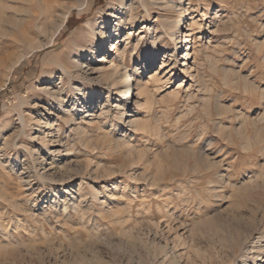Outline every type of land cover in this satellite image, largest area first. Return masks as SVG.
Returning a JSON list of instances; mask_svg holds the SVG:
<instances>
[{"label": "rangeland", "instance_id": "rangeland-1", "mask_svg": "<svg viewBox=\"0 0 264 264\" xmlns=\"http://www.w3.org/2000/svg\"><path fill=\"white\" fill-rule=\"evenodd\" d=\"M116 2L18 1L17 7L28 12L10 11L5 13L9 21L2 19L0 264H239L228 249L235 226L229 213L252 180L262 184L264 179V0H175L176 7L150 9L149 19L119 33V47L141 38L132 56L124 52V65L136 69L135 77L148 72L141 76L144 91L134 89L129 114L151 128L136 131L127 123L112 130L108 124H118L113 114V120L98 117L105 101L85 105L76 89L90 93L92 88L74 70L77 57L69 50L73 43L95 47L88 21L104 27L110 49L114 18L104 19L100 12L114 11ZM183 11L192 47L186 61L180 60L181 48L160 36L161 17L173 21ZM36 44L43 47L30 48ZM105 53L99 49L95 69L109 66L112 52ZM166 54L180 56L166 60ZM89 58L86 52L80 62ZM184 61L189 70L182 72ZM45 88L62 90L64 111L72 103L79 107L75 122L64 123ZM40 115L51 124L45 146L34 123ZM74 126L89 136L80 139ZM62 164L82 173L62 170ZM128 226L141 241L118 237ZM76 242L88 249L84 260L73 252ZM151 242L163 253L149 254Z\"/></svg>", "mask_w": 264, "mask_h": 264}, {"label": "bare ground", "instance_id": "bare-ground-1", "mask_svg": "<svg viewBox=\"0 0 264 264\" xmlns=\"http://www.w3.org/2000/svg\"><path fill=\"white\" fill-rule=\"evenodd\" d=\"M18 1H20L22 3L23 2H27V0H0V24L2 23V19L3 18L6 21H9L8 17L5 16L6 15L5 13H7V12L11 11V13L13 15H16L17 13L19 14V13H23V12H25V13L28 12V11H23V10H21V8L17 7ZM40 1H42V3L45 2V0H40ZM129 1H130L129 4L125 5L124 4V0H117V2L115 3V6L113 8L114 11L109 12L108 14H107L106 11H101L100 12L102 18H104V19L112 20L114 18V21H112V22L115 23V25L113 26V34L115 35V41H113L111 43L110 49H108V46H106V36H105L106 32L104 31V27L96 28V24L92 23L91 21L86 22V26L85 27L87 28V35L90 38V40L93 42L95 47L88 49L86 47H82L80 43H73L71 45V48L69 49L77 57L76 60L73 59L74 60L73 61L74 70L76 71V73H79V76H80L82 82H86L92 88L90 93L86 92L87 94L84 91H83L84 92L83 93L82 90H80V89H76L77 92H79V95L81 96L82 100L85 101V105H88L89 103L92 105L94 102H98V101H101V102L103 101L104 102L105 101L103 106H100L101 112H100V114H98V117H100V118L104 117L105 118V117L110 116V118H111V116L113 114L114 117L116 119H118V122H117L118 124L111 123L110 125L108 124V126L111 127V129L114 128V130H116V131L118 130V126L119 125H123L124 126L125 123H127L128 126L133 128L134 131H136V130H147V128H151V127H149L150 124L146 120L145 121H140L137 118H132V120H130V117H132V116H130V114H129L130 113V109H131L130 106L132 105V100L131 99H132V96L134 95V89L138 90L139 92L140 91L141 92L144 91L145 88H144V85L141 83L142 80H143V79L141 80V76L142 75L147 76L148 72L146 71V69H143L140 72L139 77H135L134 76V71L136 72V69L131 68V67L129 68V67H127V65L125 66L124 63L122 62V60L124 58V52H127V51L129 52L130 51L129 57L132 56L134 54V50L137 48L136 46L140 42L141 38L137 37V42L135 44L134 43L132 44L131 42H128V40L126 39V42H124L125 45L123 47H119L118 46L119 45V41H117L118 35H119L120 32L123 31V29L125 27H127V26L128 27L129 26L133 27L134 24H136V23L138 24L139 20H143L144 18H148L149 19V11H150V9L167 10V9H171V8H174V7L177 6V5H175L176 3H174L175 0H129ZM139 9H142V11H139ZM185 12L184 13H180L178 15V17L175 20H173V21L169 20L166 17H161V20H160L161 21L160 22L161 26L160 27L162 28L163 33L160 36H162V37L164 36L163 38L166 37L165 39L168 38V40L170 42L172 41L173 44L175 46H177L176 47L177 50L179 48H181L180 51H179L181 53V59L180 60H185L186 61L190 57V50L192 49V47L190 46V44H191L190 34H188V32L185 31L186 30L185 26H184L185 23H186L184 21V18H185V15H186ZM34 13H33L32 17H34V19H37L38 16H36ZM66 18H67V16H64L63 19L61 18L62 20L60 19L61 21H60L59 24L56 23V27L53 29L51 37H50V42H49L50 44L53 42L56 34L59 32V30L61 29V26L66 21ZM43 19H41V20H43ZM146 21H147V19H146ZM42 26H43L42 23H39L37 25V27L39 29L40 28L43 29ZM159 39H161V37ZM155 40H157V39H155ZM180 44H182V45L178 47V45H180ZM41 47H43V45H41V44H36L35 46H31L30 45L31 49L41 48ZM74 48H75V51H74ZM102 48H104L106 50L105 55H108L110 52H112L111 59L109 60V66H105L104 64H101L100 69H98V68L95 69V67L93 65V60L96 59V54L98 53L99 49H102ZM184 51H185V54H182ZM86 52L90 56L89 60H87L85 62H82V61L80 62L81 56L84 53H86ZM68 54H70V52ZM193 54H195V53L193 52ZM176 56H180V54L179 55L178 54L177 55L176 54H171V55L166 54L164 56V58H166V60L168 58H169V60H171V58H174ZM109 58H110V56L107 59H109ZM194 59H195V57H194ZM185 61L183 62V65H182V67H183L182 72L189 70V66H188V64L185 63ZM13 65H15V63L11 64L12 67H13ZM84 67L88 68V72L89 71H92V72L94 71V74H96V76L87 75L86 71L83 72V68ZM60 69H61V71L63 73L66 72V68L64 66H62ZM50 76L51 75L48 76V74H47V77H48L47 78V82L50 80ZM95 91L97 92V96L93 94ZM44 93L47 96H49V98L51 100L54 101V104H55L54 106L56 108V111L58 113H62L61 114L62 115L61 118H63V120L65 121L64 123L66 125L70 124L72 122H75L76 117L79 115V110H78L79 107L76 108L75 107V103H72V105L69 106V110L64 111L63 110L64 109L63 108V103L64 102H62V100H61V96L63 94L62 90L50 91V90L45 88ZM110 96H113V98H111V100H113V102H112L113 104L112 105H110V99H109ZM144 104H145V102L143 104L137 103V108H142L144 106ZM87 112H90L89 107H87ZM126 119H128L127 122H126ZM111 120H113V119L111 118ZM105 122H107V121L105 120ZM105 122L102 125L104 127H106ZM34 123L36 124V127H37V131L36 132L38 133L39 139L41 141V145L45 146V145L49 144L50 143L49 140L47 141V137L49 136L48 135L49 132H46V131L51 127L50 122L47 120V118H44V117H42L40 115V116H38V118L36 119V121ZM74 127H76V126H74ZM75 130H76V132H78V136L80 134V139L84 138L85 135L89 136V135H87V132L85 131V129L81 128L80 126H77ZM239 130L240 129H238L237 131H239ZM89 133H91V132H89ZM260 134H259V132H256V139H260L261 138L262 134L261 135ZM100 141H102V140H100ZM29 151H30L31 154L34 153V152H31V150H29ZM49 152H51V151H49ZM48 154L49 153H47V155ZM44 158H45V156H44ZM54 162H56V161H53V163ZM50 163L53 166V163L52 162H50ZM206 163H207V161H206ZM57 164H58V162H57ZM53 167H55V166H53ZM78 168L72 167V165L71 166L70 165H64L63 166V164H62V167L60 169L65 170V171L69 170V172H71L73 174L82 173L81 172L82 170H80ZM196 171H197V169H196ZM71 178H72V176H70V175L67 177V179H71ZM67 179H62L61 181L65 182V180H67ZM192 182H193V180H192ZM195 182H196V180H195ZM261 182H262V184L261 183L259 184L257 179H256V181L252 180L251 186L248 187L249 189H247L248 190V194L245 193L247 191H245V192L241 191V192H244L245 194L242 193L244 195H241L239 197L235 194L238 197L237 201L235 200L236 202L234 203V207L235 208H234L232 213L228 212L229 214H231V218H232V220H234V223H235V226L232 229V233L230 234V237H229L230 241H229V244H228V249L230 250L229 252L231 253V255L235 254V256H237V258L239 257V259H240L239 260V264H255L257 262H259V264H264V179ZM212 190L214 191V189H212ZM102 193H104V192H102ZM193 193H194V191H193ZM239 193H240V191H239ZM92 195L94 197H96L98 194L96 192H93ZM76 197H79V196H76ZM73 199H74V201L76 200L75 197H73ZM72 203L74 204V202H72ZM72 206L74 208V205H72ZM64 208H67L66 205L64 206ZM64 211H65V209H64ZM89 221H90V219H89ZM122 225H124V224H121V226ZM121 226H120V228H121ZM129 228L130 229H127V227H126L127 230L125 228L124 229L122 228L123 230L119 233L118 237L124 238L125 240H130L131 242H133L135 244H136L137 241H141V239H139L137 237H134L132 235L133 234L132 232H134V234H135L134 229L131 231L132 227H129ZM133 228H134V226H133ZM194 229H196V228H194ZM213 230L214 229H211V231H213ZM197 234L199 235L200 233H196V235ZM193 236H194V234L191 235V238L193 240V241L190 240L191 243L195 241ZM178 239H181V237L178 236ZM152 242H151V244L153 245L154 242L153 243ZM140 243H142V242H140ZM192 244H191V246H192ZM246 244H249V245L247 247H245ZM130 245H131V243H130ZM159 245H153L152 248H151V250L152 249L153 250L151 252H149V254H151V255H153L155 257L156 255H159V254L163 253V251H164L163 249L164 248L162 246H159ZM187 245H186L187 247L190 246L189 244H187ZM221 245H223V244L221 243ZM193 247H195V246H193ZM196 247H197V245H196ZM73 248H74L73 252H74V254H76L77 258L80 259V260H84L85 253H86V251L88 249L85 250V247H83V243L76 242V244L74 245ZM130 248H132V247H130ZM144 249H146V248H144ZM191 249H192V247H189V250H191ZM199 250L198 249L195 250V254L196 255L198 254V252H200ZM117 252H119V251L117 250ZM190 253H191L190 251L189 252L187 251L186 255L188 254L187 256H189ZM255 260H257V261H255ZM186 261H188V260H186ZM170 264H174L172 260H171ZM230 264H234V261H230Z\"/></svg>", "mask_w": 264, "mask_h": 264}, {"label": "trees", "instance_id": "trees-1", "mask_svg": "<svg viewBox=\"0 0 264 264\" xmlns=\"http://www.w3.org/2000/svg\"><path fill=\"white\" fill-rule=\"evenodd\" d=\"M38 53V52H37Z\"/></svg>", "mask_w": 264, "mask_h": 264}]
</instances>
